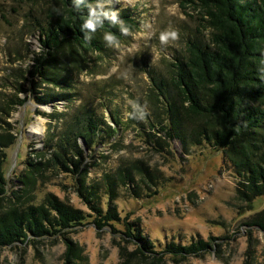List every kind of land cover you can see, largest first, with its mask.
Instances as JSON below:
<instances>
[{
	"label": "rangeland",
	"instance_id": "1",
	"mask_svg": "<svg viewBox=\"0 0 264 264\" xmlns=\"http://www.w3.org/2000/svg\"><path fill=\"white\" fill-rule=\"evenodd\" d=\"M58 5L57 0H0V152L7 184L0 213L45 204L52 196L91 215L81 188L120 184L125 171L136 189L117 186L111 206L127 222H137L156 245L216 239L212 252L160 264H264V231L249 225L264 211V195L241 202L231 165L220 150L204 143L184 147L149 126L156 116L162 120L164 108L152 79L168 82V93L178 102L171 81L175 66L186 61L189 41L207 43L200 11L188 0L96 1L90 6L105 16L132 12L134 27L123 29L118 41L99 31L101 50L65 47L37 74L33 60L40 55L39 25L47 10ZM58 95L66 98L39 101ZM84 110L119 132L109 140L104 135L107 141L93 143L92 149L79 138L82 155L72 156L74 164L67 162L69 170H64L48 147L69 124L82 130L81 121L72 117ZM110 115L121 124L115 126ZM183 117L194 126L202 122ZM39 121L41 134L35 130ZM185 127L190 133L192 127ZM107 202L101 197L102 210ZM92 219L65 234L71 242L68 254L66 240L56 236L0 249V264H157L133 255V246L109 227L97 230Z\"/></svg>",
	"mask_w": 264,
	"mask_h": 264
},
{
	"label": "trees",
	"instance_id": "2",
	"mask_svg": "<svg viewBox=\"0 0 264 264\" xmlns=\"http://www.w3.org/2000/svg\"><path fill=\"white\" fill-rule=\"evenodd\" d=\"M96 1L100 0H57L58 7L47 10L44 24L39 25L40 55L36 53L33 60L37 64L35 73L41 74V67L48 66L55 54L65 47L101 50L99 31L107 32L118 41L124 35L123 29L134 27L132 12L121 10L105 16L90 6ZM188 3L200 11L203 23L200 27L209 37L204 44L189 41L186 61L175 66L171 81L178 102L168 93V82L152 79L164 108L161 107L162 120L156 116L155 124L149 126L169 140L180 141L184 147L190 143L196 146L204 143L220 150L234 173L236 198L250 203L264 195V0H188ZM45 98H40V103L52 104L66 97ZM185 115L202 122L196 126L188 124ZM72 118L81 121L82 130L78 128L77 132L73 123L69 124L56 144L48 147L53 149L52 158L56 164L64 170H69L67 162L74 164L72 156L82 155L77 144L79 138L92 149L93 143H105L119 132L104 118L87 110ZM110 119L115 126L121 124L111 115ZM134 125L145 136H151L142 125ZM187 125L192 127L190 133ZM104 135L107 139L103 140ZM4 161L5 154L0 152V199L6 194L7 185L2 171ZM117 186L129 187L131 191L136 189L134 179L125 171L120 184L81 188L91 215L52 196L45 199V204L12 207L1 212L0 249L56 236L66 240L65 234L83 226L87 217H93L91 223L97 230L109 227L119 234L122 242L133 246V255L157 264L168 259L178 263L212 252L217 247L215 238L210 241L197 239L186 245L165 242L164 247H159L137 222H127L111 206V197H118ZM101 197L110 201L106 210H102ZM249 225L264 231V211L256 214ZM66 243L68 254L71 242L66 240Z\"/></svg>",
	"mask_w": 264,
	"mask_h": 264
},
{
	"label": "bare ground",
	"instance_id": "3",
	"mask_svg": "<svg viewBox=\"0 0 264 264\" xmlns=\"http://www.w3.org/2000/svg\"><path fill=\"white\" fill-rule=\"evenodd\" d=\"M35 130L37 131V134H41L40 132H42V122L39 121L38 122V127L35 128Z\"/></svg>",
	"mask_w": 264,
	"mask_h": 264
}]
</instances>
